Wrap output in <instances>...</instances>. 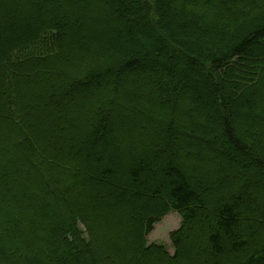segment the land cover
Segmentation results:
<instances>
[{
    "label": "trees",
    "instance_id": "16d2710c",
    "mask_svg": "<svg viewBox=\"0 0 264 264\" xmlns=\"http://www.w3.org/2000/svg\"><path fill=\"white\" fill-rule=\"evenodd\" d=\"M19 2H9L11 10L6 9L7 13L0 11V40L10 37L5 28H18L17 24L4 21L15 20L18 15L13 10H19ZM48 3L49 0L22 2L29 19L46 29L44 33L61 41L64 37L59 32L67 34L68 28L60 30L54 19L45 18ZM118 3V10L110 13L114 3L108 0L82 2L74 12L84 14L89 21L99 17L101 21L91 22L92 26L82 34L76 29L68 37L69 49L62 43L63 57H54V62L43 59L49 68L46 65L31 68V73H60L66 69L71 81L53 83L58 87L54 95H59L56 99L63 109L57 110L51 95L50 104L49 92L31 89V81L24 78L13 81L20 74L15 65H23L10 63L13 55L20 48L40 41L42 34L33 36L28 31L4 55L7 62H2L4 56L0 61V120L3 112H18L20 106L27 107L32 118V124L23 119L10 123L19 133L17 143L6 145L0 137V153L10 164L0 156V264L9 260L12 264H264V210L257 204L264 197L258 195L256 202L248 194L245 185L248 178L233 176L238 170L235 165L236 171L233 168L219 173L222 168L219 162L224 159H215L211 149L214 146L236 152L237 158L252 161L251 176L259 173V179L264 178V88L263 102L252 112L256 115L253 129L242 131L236 127L230 115L234 102L227 99L225 103L223 98H216L217 93L212 96V106L217 110L221 102L220 108L228 110L225 117L218 113L220 127L212 128L208 113L196 110H190L184 121L174 124L166 118L176 112L182 98L190 107L195 104L189 92L180 90V79L167 73L145 74L143 55L115 61L118 54L105 45L113 43L121 33L136 43L140 28L156 29L155 24L164 28L166 23L176 39L194 45L200 52L201 58H192L188 63L190 76L196 66L201 67L202 60V72L208 65L218 76L228 64L241 65L264 41V0H118ZM114 17L117 23L109 24ZM163 44L172 49L171 44ZM84 51L92 52L94 63L81 64L76 71L67 68L78 64L76 55ZM10 68H14V75ZM141 70L154 83L148 85V106L133 100L132 103L127 97L119 100L118 108L117 95L109 90L126 81V77H137L135 74ZM242 77L249 91L250 85L259 84L264 76L257 82L254 79L253 84L244 71ZM258 88L259 85L251 90ZM169 90L174 93L166 98ZM226 91L231 94V89ZM257 93L252 91L242 100L245 108L253 107ZM83 101L86 108L93 106L88 111L77 107ZM161 103L167 107L166 112H159ZM65 105L73 107L68 115ZM136 105L139 109L133 107ZM112 106L122 114L128 107L132 121L140 122L133 133L117 137L106 113ZM196 118L206 129L204 132L191 124ZM207 134L219 139L212 141ZM173 139L178 140V150H183L182 158L172 144ZM150 141L158 144L156 149L149 146ZM121 144L125 146L122 154H132L126 161L118 153ZM193 147L202 149L204 156L199 152L192 157ZM29 158L35 159L33 166L38 172L33 187L26 186L20 178ZM237 158L231 157V163L238 164ZM194 164L199 167H191ZM204 164L210 171L202 169ZM210 181L219 189L230 182L240 188L229 196L213 195V187L204 186ZM172 210L183 220L181 228L171 234L174 255L168 253L165 245H148L147 240L155 224Z\"/></svg>",
    "mask_w": 264,
    "mask_h": 264
},
{
    "label": "rangeland",
    "instance_id": "374dc122",
    "mask_svg": "<svg viewBox=\"0 0 264 264\" xmlns=\"http://www.w3.org/2000/svg\"><path fill=\"white\" fill-rule=\"evenodd\" d=\"M0 0L1 3V9L0 11H4V13H7L10 9L8 7L9 2H18V0ZM24 0H21V3L19 2L17 4V7L19 10H13V13H16L18 16L15 17V20H9L5 19L6 24L16 25V29H10L5 28L4 32H10L9 38H2L0 40V61L3 58V56L7 55L9 51L23 39V35H26L28 31H31V34L33 36H40L42 34V38L37 43L27 47V48H20L17 53H15L10 60V63L17 64L22 63L23 67L20 65H15V68L20 70V74L13 77V81L22 80L24 78L25 80L31 81L32 87L31 89H34L36 91L48 93V98L50 104L52 103L50 101V95L51 99L54 103V106L59 110L60 108L63 109V104L59 103L56 99L59 98V95H54V89H58V87L54 86V80L55 85L58 80L66 79L67 82L71 81V77L68 72H66V69L63 68L60 73L58 72H33L31 73V68L33 66L37 65H46L45 68H49L50 65L46 64L43 59H48L52 62H54V57H63L65 54L63 52L62 43L63 46L67 49H69L70 42L68 37L74 33L76 29H80L81 33H84V29H88L92 26L93 23L91 22H99L101 21V18L92 19L91 21L87 20L85 18V15L82 13H76L74 12V9H77L80 5H82V2H85L87 0H49L48 6L44 9L45 18L49 21V19H54L56 23L60 24L59 28L60 30H63L65 28H68L67 34L65 31L59 32V36H63L64 39H61V41H58L57 38L52 37L49 33H44L46 29L39 28L38 24L33 20L29 19V14L26 13L25 5L22 4ZM112 4V7L109 9L110 13H115L118 10V0H108ZM148 1V0H147ZM22 4V5H21ZM123 4V3H122ZM174 4L170 5L172 7ZM169 7V8H170ZM4 10H3V9ZM6 9H9L7 12H5ZM9 14V13H8ZM80 15V16H78ZM114 16V15H113ZM126 16V15H125ZM116 17L114 19H110L108 22L110 23H117ZM139 21V20H138ZM164 22V20H163ZM97 24V23H95ZM113 24V25H114ZM178 27H181V23H177ZM66 26V27H65ZM164 28H140L141 33L138 35L139 38L136 40L139 42L141 41V44L136 41V43L128 41L127 36L124 33H121L119 36H117L116 39H114L113 43L105 44L108 49L110 48V51L113 49L118 54V56L115 57V61L118 60L122 62L124 59H128L130 57H135L138 55H143L146 57L145 66L147 67V71L145 74H172L174 77L177 76L181 81V88L180 90L189 92L194 98H195V104H193V107H190L189 104H186V99H181V105L178 106L176 109V112L172 114L171 116H168L166 119L171 120L174 124H178L181 121H184L186 118L185 115L190 113V110H196L197 112L206 111L208 113V116L210 118V124L212 125V128L220 127V115L224 116L227 113V109L222 110L220 106H222V103L219 102V108L216 110L212 106V96L214 93H217L216 98H223V101L228 99L229 101L234 102V108H232V113L230 112V115L233 117L236 127H239L242 131H248L247 129L251 128L253 129L252 125L254 124L253 121L256 119V115L252 114V112H256V109L259 108V106L263 102V98L261 97V89L264 88V41H260L258 43V47L254 49L252 52V55L249 56L246 61H244L241 65H235V64H228L226 68L222 70L220 75L213 74V71L209 68L210 66H206V70L203 69V72L201 68H204V60L200 61L202 63L201 67L196 66L193 73L190 72L189 69L191 68L189 66V61L192 58H201L200 52L198 53V48H196L194 45H187L185 42H181V39L175 38L173 32H171L165 23ZM129 28H126L125 31L127 32ZM133 29V28H132ZM112 30H114L112 28ZM111 30V31H112ZM123 32V31H120ZM161 33V34H160ZM127 34V33H126ZM166 37V38H164ZM178 40V41H177ZM163 42L169 43L172 45V49L168 48V46L164 47ZM176 42V44H174ZM188 48L189 50H187ZM10 49V50H9ZM4 56V60L2 62L6 63V57ZM6 58V59H5ZM76 58H78L79 63L70 65L67 68H70L72 71H76V68L80 66L81 64H91L94 63V57L92 52L84 51L80 53L79 55H76ZM114 59V58H112ZM54 68V65L52 66ZM14 68H10L9 71L12 75ZM22 69V71H21ZM246 73L247 79L249 81H252L253 84L254 79L257 81H260L261 76L263 77L262 81L259 84L254 83L253 85H250V89L248 91L247 86H245L244 81L246 79H243L242 72ZM241 72V74H240ZM143 70L137 72L135 74L137 77L133 75L135 78H128L126 77V81H122L114 86L112 90L117 95V99L115 101L116 105L118 104V108L120 105L119 100H122L124 98L129 97L130 101H138L141 104H145L148 106V85L150 83H153L149 77H146L143 75ZM183 78H185V83ZM34 84V85H33ZM66 84V83H64ZM154 84V83H153ZM226 84H229L230 86L226 87ZM259 85V88L257 90H251L254 89L256 86ZM221 86H224L223 89H220ZM42 87V88H41ZM54 87V88H53ZM52 88V89H51ZM226 88L231 89V94H229V91H226ZM213 89L216 90L213 92ZM251 90V91H250ZM258 92L255 94L254 99L255 103L252 105L253 107L245 108L243 99L247 98V96L252 92ZM59 92V91H58ZM96 91H94L95 93ZM165 92V91H164ZM108 93V92H107ZM168 95H166V98L172 96L170 94H173V90L168 91ZM222 93V94H221ZM109 94V93H108ZM167 94V93H166ZM183 96V95H182ZM164 98V99H166ZM187 98V97H186ZM232 98V100H231ZM219 99V100H220ZM225 99V100H224ZM221 101V100H220ZM202 102V104H201ZM133 103V102H132ZM160 111L159 112H166L167 107L163 106V104H160ZM170 105V103H169ZM82 106L85 111H88L87 109L91 108L93 105L91 104L89 107L86 108V101H83L82 103H79L77 107ZM137 109H139V107ZM263 107V106H262ZM72 106L69 105L68 108L66 105L64 106L65 114H69V111H72ZM132 109V108H131ZM128 107H126L125 112L122 114L121 110L116 109V106H112L110 108V112L108 113V119H110L114 124V129L116 130L117 137H123L125 135H128L130 132L133 133L135 129L137 128L138 124L135 121H132L133 115H131L132 112H128ZM120 111V114L119 112ZM218 113L220 115H218ZM258 113V112H257ZM261 113V112H260ZM145 114V113H143ZM147 114H149V111L147 110ZM8 115V116H7ZM149 116H147L148 118ZM7 118L10 119V122L7 120ZM146 118V119H147ZM25 120L29 122V124H32V118L31 115L26 108L22 109L21 106L18 108V112L16 110L3 112L1 114V120H0V137L4 140V144L6 145H12L13 142H16L17 139V132L12 128L11 124L15 120ZM145 119V120H146ZM159 119H162L159 117ZM160 123L162 121L158 120ZM151 123V122H150ZM190 123V122H189ZM192 125H195L198 127V129L202 132H204L206 129L198 124L197 118L191 122ZM17 125V124H16ZM207 136L212 141H217L219 139V136H214L212 134H207ZM115 137V133H114ZM141 140V139H140ZM177 141L173 139L172 144L179 152L181 158H182V151L178 150ZM151 146L153 149H156L158 146L157 143L151 142ZM144 147V146H143ZM185 145L182 144V148H184ZM23 149V148H22ZM125 146L121 144V146L118 147V153L122 159L125 161L132 157V154L125 153L124 152ZM194 154L191 153L192 157L196 153H201L203 155V150L199 147H193ZM213 149L212 155L215 159L217 158H223V161H220L219 164L222 166L219 173L223 172V170L230 171L236 166L238 169L234 174H237L239 176H246L248 180L245 181L246 189L248 191V194L250 193L252 197H254V200L257 202L256 197L258 195L260 197H264V178L259 179V173H254V176H251V173H249V170L251 169L252 161H249L247 159L237 158V153L234 151H228L221 149L220 147H212ZM138 151L140 149H137ZM205 152V150H204ZM189 153V152H187ZM185 153V155L187 154ZM207 155L210 156V152H207ZM0 156L5 159L6 164L10 165L9 162L6 160V158L3 156L2 153H0ZM204 156V155H203ZM206 156V153H205ZM234 157L238 159V164H232L230 161V158ZM206 159V157H204ZM263 158V157H262ZM35 162L34 158H29L28 162L25 167L21 169L22 174L20 175L21 182H23L26 186L33 187L34 182L38 180V172L35 170L33 163ZM230 165V167L228 165ZM15 168H17V164H14ZM202 169L210 171V168L206 166L205 164L202 165ZM191 167H199L197 164H194V166L191 165ZM241 167V169H240ZM242 167L244 169H242ZM13 170V169H12ZM17 172V171H16ZM18 174V173H17ZM261 174V173H260ZM196 177V176H195ZM197 178V177H196ZM16 180V179H14ZM263 181V182H262ZM201 182V181H200ZM262 182V183H261ZM244 181H241V185H243ZM250 185V186H249ZM112 186V184H111ZM207 189L209 187H213L211 189V193L213 195H221V196H229L235 188H240L236 185H233L231 182L223 185L224 187L219 189L218 187H214L212 185V182H208V186L204 184ZM217 186V185H215ZM253 187V188H252ZM255 188V190H253ZM260 202H257L259 206L262 208L261 210H264V199H259ZM139 206H136L138 208ZM144 208L143 206L140 208ZM139 216L141 215V212H138ZM183 220L182 217L178 212H174L173 210L170 211L166 216H164L158 223L155 224L154 230L148 235V245L151 244H157V245H165L167 248V251L170 255H174V248L171 241V234L179 230L182 226ZM195 238V236H193ZM134 244L136 243V237L133 240ZM112 253L110 252V256ZM14 262L10 261L5 262V264H12ZM109 264H117V263H109Z\"/></svg>",
    "mask_w": 264,
    "mask_h": 264
}]
</instances>
